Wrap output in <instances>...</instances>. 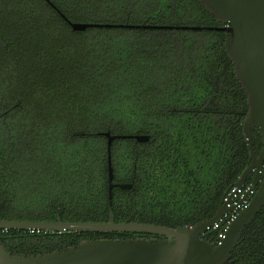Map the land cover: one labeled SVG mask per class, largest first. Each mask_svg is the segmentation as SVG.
Here are the masks:
<instances>
[{"label":"trees","instance_id":"trees-1","mask_svg":"<svg viewBox=\"0 0 264 264\" xmlns=\"http://www.w3.org/2000/svg\"><path fill=\"white\" fill-rule=\"evenodd\" d=\"M67 20L116 26L74 31ZM219 25L199 0H0V219L55 220L59 204L63 221H106V131L148 137L111 144L113 182L131 183L112 188L116 222L213 217L251 161L247 94ZM139 237L162 236L0 229L25 255ZM230 264H264V204Z\"/></svg>","mask_w":264,"mask_h":264},{"label":"water","instance_id":"water-1","mask_svg":"<svg viewBox=\"0 0 264 264\" xmlns=\"http://www.w3.org/2000/svg\"><path fill=\"white\" fill-rule=\"evenodd\" d=\"M220 24L215 29L227 32L225 48L232 60L234 74L247 94L248 112L243 120L251 161L236 182L241 188L247 177L253 174L249 188L239 203H247L235 213L227 225L221 244L203 237L213 225L237 205L227 206L224 197L216 214L191 226L178 228L153 223L116 222L112 210V188H129L131 183H114L111 165V144L118 138H135L146 141V135L111 134L107 138L108 151V219L106 221H63L61 206L56 205L55 220H6L0 219V229L131 232L149 233L157 237L128 239L84 240L77 246L43 254L11 253L0 241V264H230L232 249L238 244L245 226L264 204V0H199ZM72 30L83 31L89 27H111L110 23L73 22L67 20ZM118 26H122L121 24ZM128 27L140 25L127 24ZM143 27H157L143 25ZM165 28L167 26H158ZM199 28V27H192ZM212 28V27H206ZM251 129H256L263 146L256 153ZM235 190V191H236ZM251 192L253 194L251 195Z\"/></svg>","mask_w":264,"mask_h":264},{"label":"built area","instance_id":"built-area-1","mask_svg":"<svg viewBox=\"0 0 264 264\" xmlns=\"http://www.w3.org/2000/svg\"><path fill=\"white\" fill-rule=\"evenodd\" d=\"M249 185L250 184H248V185L244 184L241 188H238L237 190H236V186H234L227 192L226 196L224 197V201H228V203H227L228 207H231L233 205H237V207H236L235 211L225 213L221 217L219 222L215 223L213 225V227L210 228V229H213V230H216V231L218 230V232L216 234V239H215V242H214L216 245L221 244L222 240L225 238L226 227L233 220L236 211L238 209L242 208L247 203V201L249 200V198H247V199L243 200V202L241 204H238L240 198L244 195V193L249 188ZM252 194H253V192H251V195Z\"/></svg>","mask_w":264,"mask_h":264}]
</instances>
